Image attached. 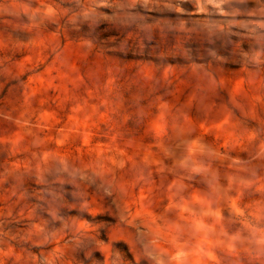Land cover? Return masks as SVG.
I'll return each mask as SVG.
<instances>
[{
  "label": "clouds",
  "instance_id": "clouds-1",
  "mask_svg": "<svg viewBox=\"0 0 264 264\" xmlns=\"http://www.w3.org/2000/svg\"><path fill=\"white\" fill-rule=\"evenodd\" d=\"M0 264H264V0H0Z\"/></svg>",
  "mask_w": 264,
  "mask_h": 264
}]
</instances>
